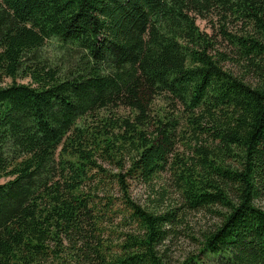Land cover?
Returning a JSON list of instances; mask_svg holds the SVG:
<instances>
[{
    "label": "trees",
    "instance_id": "1",
    "mask_svg": "<svg viewBox=\"0 0 264 264\" xmlns=\"http://www.w3.org/2000/svg\"><path fill=\"white\" fill-rule=\"evenodd\" d=\"M262 199L264 0H0V264H171L194 211L264 264Z\"/></svg>",
    "mask_w": 264,
    "mask_h": 264
},
{
    "label": "rangeland",
    "instance_id": "2",
    "mask_svg": "<svg viewBox=\"0 0 264 264\" xmlns=\"http://www.w3.org/2000/svg\"><path fill=\"white\" fill-rule=\"evenodd\" d=\"M197 23L202 30L210 31L209 23L206 20L198 19ZM229 68H233L231 63H228ZM17 82H31L29 79L18 77ZM12 79L7 78L5 83H11ZM110 167V166H108ZM168 179L167 175H165ZM165 180L157 181L153 184L133 182L131 186V195L133 199L148 207H153L157 204L158 191L166 186ZM178 195L172 191L167 192L163 208L169 206L172 202H176ZM258 205L264 208V199L258 201ZM219 221V217L208 211H194L187 215L183 224V231L171 235L163 250H166V257L171 264H225L230 255L212 254L202 251V232L214 227ZM182 229V228H181Z\"/></svg>",
    "mask_w": 264,
    "mask_h": 264
}]
</instances>
